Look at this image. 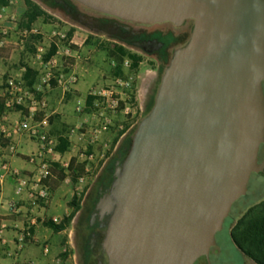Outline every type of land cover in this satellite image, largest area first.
I'll return each instance as SVG.
<instances>
[{"label":"water","instance_id":"water-1","mask_svg":"<svg viewBox=\"0 0 264 264\" xmlns=\"http://www.w3.org/2000/svg\"><path fill=\"white\" fill-rule=\"evenodd\" d=\"M141 23L193 20L95 209L108 264L209 259L232 205L264 169V0H74Z\"/></svg>","mask_w":264,"mask_h":264},{"label":"rangeland","instance_id":"rangeland-1","mask_svg":"<svg viewBox=\"0 0 264 264\" xmlns=\"http://www.w3.org/2000/svg\"><path fill=\"white\" fill-rule=\"evenodd\" d=\"M32 2L38 4L34 0H32ZM7 5L10 7L11 13L17 16L19 26H21L20 23L22 22L23 14L26 10L24 1L9 0ZM42 10L43 14L39 16L33 24L44 34L45 40L42 42L41 46L44 52H46L45 56H50L56 51L58 52V56H64L62 59H66V62L64 65L60 64L56 70L57 73H66L67 69L64 66L69 65L79 76L76 85L79 84L82 90L78 92L74 89L73 94L70 96H65L68 92L63 94L65 99L63 100L64 102H62V110H65L64 113L74 118V120L71 119L66 123L60 120L62 111H56V106L50 103L49 94H47L48 107L45 113L39 112L35 116L38 121H41L45 117L42 127L47 136L54 141L52 146L53 151L55 149L58 150V146L62 144L63 140L67 141L69 154L76 160L73 167L77 173L75 174L73 171H70L65 174L68 183L63 181L66 179L65 177L59 182L54 178L48 179V198L46 201H39L36 205L39 211L41 209L40 212H70L71 214L72 208L69 206V202L72 198L75 197L77 202H81L85 191L93 184L104 164L111 158L115 146L123 140L125 135H132L139 121L146 115L147 109L145 110L144 97L148 91H150L149 89L153 84H155V89L158 88L160 74L158 78H155L157 74L156 63L147 57V55L141 54L133 49L124 48L126 52L135 54L141 58L138 67L134 69L132 67L133 61L127 56H123L122 62L119 64L117 59L111 57V51L115 50V47L119 45L103 37H97L86 33L44 9ZM15 41L16 38H12V43L0 51V56L6 58L0 62V68L7 73H20L21 67L24 65L28 66L29 57L33 56L35 53L34 48H28L26 51L21 52L15 44ZM52 48H54V51L51 53ZM117 55L119 54L117 53ZM118 65L120 66V70L117 69ZM36 75L37 72L34 69H27L23 77V85L30 91H35V95L39 97V93H36V89L32 87ZM116 79L130 80L132 82V102L127 105H120V110L112 121L113 125L109 127L107 133L102 135V138L96 144L90 146L88 142L91 140V137L88 134L81 137V133H86L92 123V108L91 102H88V97L91 96L93 91L105 87L108 84H114ZM152 80H155L154 83ZM53 87L58 86L53 82L52 88ZM58 88V91H60L58 95L59 99L63 91L60 87ZM1 92H3V87H0V94ZM77 106L81 107L80 111H77ZM3 115L9 118L11 124L19 120L18 113L14 111H4L2 99L0 98V125ZM52 119L53 122L51 121ZM86 119L87 121H85ZM51 123H53V127H51ZM61 124H63L64 127ZM55 127H58V129H55ZM53 129L56 131L52 132ZM72 131L79 134V136L77 145H73L71 148L68 135L72 134ZM10 142L13 143V140L10 141L9 139L3 138L1 143L2 146H5ZM73 144L76 143L73 142ZM85 147H87V150L84 151L85 153L93 152L95 154L92 160L78 158V153L83 151ZM67 158L61 159L60 156L59 158L50 156L48 160L51 162L52 166L53 164H57L59 167L56 168L64 169L67 167V164H69L70 159L68 158L67 161ZM61 160L63 163H61ZM85 166L88 170L85 169ZM57 171L58 169L55 171V174ZM80 176H82L81 182L78 181V177ZM57 185H61L62 190L56 191ZM53 186L54 189L52 188ZM262 201H264V178L253 173L250 176L246 194L234 202L228 218L224 221V229L216 234V247L210 252L211 264H254L251 259L236 248L230 238V231L240 217L250 208ZM75 217L76 215L73 216L69 223H72V234L70 237L72 240L71 247L55 254L50 264H77L73 240ZM26 240H28V237ZM43 249L46 250L43 251ZM39 250L47 254L48 257L51 256V249L48 247L46 248L45 245H40Z\"/></svg>","mask_w":264,"mask_h":264},{"label":"built area","instance_id":"built-area-1","mask_svg":"<svg viewBox=\"0 0 264 264\" xmlns=\"http://www.w3.org/2000/svg\"><path fill=\"white\" fill-rule=\"evenodd\" d=\"M16 38L15 44L18 49L26 51L28 48H34L35 53L29 57L28 66L21 67V72H5L0 68V87H3V92L0 94L2 106L5 112L14 111L19 114V120L10 123L6 115L2 116L0 125V150L2 149V139L13 140L15 136L24 135L29 139H35L38 146L35 151L27 155L28 161L34 165V170L29 174H23L19 170L12 168L8 160L0 154V188L5 183L7 178L14 180V190L16 194H21L28 190H33L32 187H38V191H31L32 203L37 204L39 201H46L49 195V186L46 183L51 176L52 164L48 160L53 146V140L49 138L44 131L42 124L45 117L38 121L35 116L39 113H45L48 107V91L52 88L53 82L60 87L63 92H72L78 82L79 76L68 65L64 66L66 73H57L58 67L64 65L66 59L64 56H58V52L52 53L50 56H45L42 42L45 40L43 32L34 24L28 27L19 26L18 18L11 13L8 5L0 6V51L5 49L11 42L12 38ZM6 59L0 56V62ZM27 69H34L37 72L35 91H30L24 87V74ZM132 82L130 80L116 79L114 84H108L105 87L99 88L91 93V108H92V123L86 133H81V137L89 135L91 140L88 145L93 146L106 134L109 127L113 125L112 121L118 111L120 105L130 104L133 99ZM81 107L77 106V111ZM121 128V126H120ZM82 139V138H81ZM10 151L15 152L16 146L14 143H8ZM87 147L78 153V158L83 160H92L94 153H85ZM68 167V164H67ZM66 167V168H67ZM85 169L87 167L85 166ZM68 171H66L67 173ZM68 183V179L63 180ZM78 181H82V176L78 177ZM9 208L12 211L18 209L16 202H11Z\"/></svg>","mask_w":264,"mask_h":264},{"label":"flooded vegetation","instance_id":"flooded-vegetation-1","mask_svg":"<svg viewBox=\"0 0 264 264\" xmlns=\"http://www.w3.org/2000/svg\"><path fill=\"white\" fill-rule=\"evenodd\" d=\"M34 1L45 11L86 33L103 37L123 48L133 49L147 55L156 63L157 74L155 78H158L161 68L169 63L174 50L188 40L193 27V20L191 19L185 20L181 25H176L169 21L141 23L90 9L74 0ZM152 81L154 83L155 80ZM156 89L155 84H153L149 89L150 91L145 95V110L155 100ZM132 136L133 134L125 135L123 140L115 146L111 158L104 164L93 184L86 191V198H91L93 207L88 213L87 226L84 233L81 228L82 224L81 222L79 223V219H83V212H77L76 214L73 240L77 264L109 263L108 255L103 248L108 217L101 216L99 211L95 209V205L104 194L108 193L113 181L114 170L123 162L127 155L131 146ZM258 161H264V143L259 147ZM255 174L264 178V169ZM98 178L101 179V182L95 191L94 185ZM78 223L80 226H78ZM215 247L216 245L210 249V252ZM236 248L240 250L237 246ZM193 264H211L210 253L209 259L202 256Z\"/></svg>","mask_w":264,"mask_h":264},{"label":"crops","instance_id":"crops-1","mask_svg":"<svg viewBox=\"0 0 264 264\" xmlns=\"http://www.w3.org/2000/svg\"><path fill=\"white\" fill-rule=\"evenodd\" d=\"M35 83L34 80L33 84ZM58 89V87H53L48 91L50 103L56 106V111H62L60 120L66 123L71 119L74 120V118L64 113L65 110H62V102H64L65 96H70L73 94L74 90L68 92L65 96L63 95L65 92L61 93L58 99V95L60 94ZM75 89L80 92L82 87L78 84L75 86ZM51 121L53 122V119ZM85 121H87V119ZM61 125L64 127L63 124ZM51 127H53V123H51ZM55 129H58V127H55ZM55 131L54 129L52 130V132ZM78 136L79 134L73 131L72 134L68 135L71 148L73 145H77ZM73 142L76 144H73ZM13 143L16 146L15 152L10 151L9 145L7 144L2 146L0 154H3L12 168L19 170L23 174H29L34 170V165L28 161L27 155L36 150L38 142L24 135H18L13 138ZM68 154V149L64 152L55 149L47 156H53L54 158H59L60 156L61 159H66L67 157L71 159V155ZM61 163H63L62 160ZM56 165L57 164H53V166ZM57 167H59V165H57ZM64 169L66 173L67 168ZM14 184V180L9 177L0 188V264H50L55 254L71 247L72 240L70 237L72 234V223L64 230L54 232L50 227L45 225L44 221L52 219L56 223H59L65 216H68L70 212H40L41 209L39 211L37 205L32 203L31 197V191H38V187L29 186V188H33V190L16 194ZM55 190H62L61 185H57ZM11 202H16L18 204V209L16 211H12L9 208ZM27 237L28 240H26ZM40 245H45L46 248H50L52 252L51 256L48 257L47 254L44 252L42 253V251L39 250ZM44 250L46 249H43V251Z\"/></svg>","mask_w":264,"mask_h":264},{"label":"trees","instance_id":"trees-1","mask_svg":"<svg viewBox=\"0 0 264 264\" xmlns=\"http://www.w3.org/2000/svg\"><path fill=\"white\" fill-rule=\"evenodd\" d=\"M23 1L25 3L26 10L23 14L22 22L20 24L22 27L24 26L28 27L30 24L34 23L39 16L43 14V10L38 4L32 2V0H23ZM8 2L9 0H0V6L7 5ZM53 51L54 48H52L51 53ZM117 53L119 55H117ZM123 56H127L129 59L133 61L132 67L134 69H136L139 63L141 62V58L139 56L126 52L122 46H116L115 50L111 51V57L113 59H117L119 64L122 62ZM165 66L162 67L160 70V78ZM117 69L120 70L119 65L117 66ZM160 78H159V82H160ZM91 100L92 97L91 96L88 97V102H91ZM153 104H154V100L149 104L146 114L150 111ZM67 146H68L67 141L63 140L62 144L58 146V150L60 152H64L67 149ZM75 161H76L75 158L70 159L67 167V171L68 172L73 171V173L77 174L76 170H74L73 167ZM56 167L57 165L51 168L50 178H54L56 179L57 182H59L65 177L66 173L64 172L65 171L64 169H60ZM55 168L56 170L58 169L56 174H55L56 171ZM100 182L101 179L98 178L96 184L94 185L95 191L98 189ZM52 188L54 189V186ZM69 206L72 208V212L68 216H65L61 222L56 223L54 220L48 219L44 221L45 225L50 227L54 232H60L68 226L71 219L73 218V216L77 214V212H83L82 214L83 219L80 218L79 223L81 222L82 232L84 233L86 231L87 218L89 215L88 213L91 211L93 207V203H91V198H86V191H85L84 196L80 203L77 202L75 197H73L72 200L69 202ZM79 223L78 226H80ZM231 239L234 245L237 246L242 251V253L246 257L251 259L255 264H264V201L250 208L242 217L238 219L237 223L231 230Z\"/></svg>","mask_w":264,"mask_h":264}]
</instances>
